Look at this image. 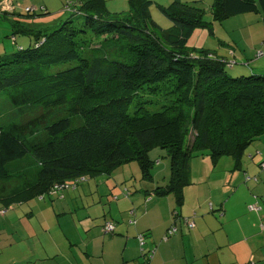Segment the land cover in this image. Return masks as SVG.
<instances>
[{"label":"trees","instance_id":"1","mask_svg":"<svg viewBox=\"0 0 264 264\" xmlns=\"http://www.w3.org/2000/svg\"><path fill=\"white\" fill-rule=\"evenodd\" d=\"M4 2L0 20L12 28L0 39V99L13 114L0 124L1 213L132 161L151 178L155 147L167 149L171 175L147 195L180 200L195 150L230 156L239 169L248 147L264 139V73L254 68L264 39L257 56L243 55L205 20L209 7L214 21L254 14L264 23V0H176L160 6L169 28L154 20L151 0H129L114 15L105 0H66L60 13L67 18L58 22V13L42 26L35 23L46 8ZM21 16L30 24L16 21ZM199 28L216 36V49L188 45ZM221 46L234 61L219 54ZM235 67L251 74L229 75Z\"/></svg>","mask_w":264,"mask_h":264},{"label":"crops","instance_id":"2","mask_svg":"<svg viewBox=\"0 0 264 264\" xmlns=\"http://www.w3.org/2000/svg\"><path fill=\"white\" fill-rule=\"evenodd\" d=\"M19 1L38 2L43 4L39 8H46L49 15L36 25L51 24L57 17L50 15L51 0ZM259 16L231 18L241 17L236 25L245 24L242 28L254 26L248 34L254 48L264 39ZM20 20L30 24L29 18H16ZM231 38L220 39L237 45ZM243 57L239 54L237 59ZM260 154L242 161L239 169L234 160H224V167L214 175L203 162V174L193 173L192 161L190 183L180 200L175 193L148 197L149 191L167 185L171 175L170 166L169 175L167 164L152 159L153 166H158L153 167L151 178H140L136 170L131 177L126 170L122 175L113 171L97 176L100 181L86 178L72 189L12 206V210L30 207L29 221L3 222L11 231L6 229L1 239L0 264H143L148 257L149 264H264V151ZM213 179L217 195L208 197L202 186ZM131 211L136 214L135 224H130ZM38 214L42 219L34 220ZM194 214L191 229L185 219ZM109 222L116 224L113 235L104 231ZM173 225L175 234L165 240Z\"/></svg>","mask_w":264,"mask_h":264},{"label":"rangeland","instance_id":"3","mask_svg":"<svg viewBox=\"0 0 264 264\" xmlns=\"http://www.w3.org/2000/svg\"><path fill=\"white\" fill-rule=\"evenodd\" d=\"M51 1H52V4L49 5V9L51 10L50 15H52V16L55 15V13L57 11V13H56L57 17L55 16L56 18H54L53 21H55L58 18V13H59L61 16L60 19L58 20V22H59L60 20H62V18L66 17V15L64 13H60L61 12L60 10L63 9L64 4L59 3V1H57V0H56V2H55V0H51ZM105 1H106V9L112 15H114L116 13H120L122 11H126L129 7V4H128L129 0H105ZM151 1L153 2L151 10H152L154 20L163 28L171 27V25H172L171 21L167 17H165V15L160 11V6L169 7L176 0H151ZM180 1H189V0H180ZM64 2H66V0ZM205 2L209 6L212 4L213 0H205ZM5 3L7 5H9V2L5 1ZM25 5H28V4L25 3ZM41 5H43V4L38 3V2H32L30 6L40 7ZM22 6L23 5H21V7ZM66 18H64L62 21H64ZM205 20L208 22H214L213 28H214V31L217 32L218 37L229 39V40L232 39L231 37L235 38L237 43H238L237 46H238L239 52L241 54H243V55L246 54L250 57L257 56V53L259 52L258 48H260V45L257 48H254V46H253L254 43L252 42V39L250 38V36H248V34H250V30H251L250 28H253L254 26L242 28L245 26V24L241 23L239 26L236 25V22H239L240 20L242 21L241 17L230 19V20L228 19L227 21L225 20L223 22L214 21L209 7L206 9V12H205ZM11 28L12 27H11V24L9 22H5L3 20H0V39H2ZM257 28L258 27H256V30H257ZM230 35H232V36H230ZM215 37H213L211 35V32L208 29L199 28V29H197V31L194 33V35L189 40L188 45L190 47L199 48V49L200 48L216 49L215 47H217L218 41ZM27 41L28 40H22V43H25ZM220 50H221V52L219 54L221 56L227 57L228 59H230L229 61L233 60V55L231 54V52H229V50H230L229 48H227L225 46H221ZM228 53H230V55ZM196 54H199V52H197ZM231 57H232V59H231ZM250 57H248V59H250ZM257 61H258V63H256ZM257 61L254 62L255 64L253 63L254 68L256 69V73H264V70H263L264 69V57L260 58ZM227 71H228V74L233 76V77H237V76L242 75L240 72H237V71L244 72V75H250L251 74L250 70L247 71V70H244L240 67L228 68ZM4 97L5 96L3 95V96H1V99H0L2 102V105H1L2 109L0 108V116L3 117L0 119V124H7L8 122L12 121V114L13 113H12V110L9 108V106H7V104L3 101ZM193 139H194L193 135H191V136L189 135V141L192 142ZM262 151H264V139L259 141V142H255L250 147H248L242 161L247 162L248 160H251L252 158L253 159L259 158L261 156L260 153ZM149 156H150V159L151 160L153 159L155 162L161 161V162H163L164 165L167 164L168 174L170 175V172H169L170 159L168 158L167 149H163L161 147H155L149 152ZM194 157L195 158L192 160L193 164H195V167H193V173L196 172V174H198V173L203 174L204 166L202 165V162L207 165L210 174L214 175L218 172L219 169L224 167V162H222V161L233 160L230 156H221V157L217 158L216 161H214L215 159H213L210 156L209 152H206V151L200 152V151H196V150L194 152ZM156 165L158 166V164H156ZM139 168H140L139 163L137 161H132L130 163L123 165L122 167L117 168L116 170H114V172H116L115 174H117V175H122L123 170H126V174H129L131 177L132 173H135L134 171L136 170V172L139 173L140 178H143L142 171H140ZM214 168H215V172H214ZM262 169H264V168H262ZM160 177L162 178V176H160ZM86 178L90 179L91 177H86ZM99 178L100 177H97L95 179H92L93 181L92 180L91 181L92 182L100 181ZM251 178L257 180V176H251ZM88 179H86L85 181H87ZM134 180H135V178H134ZM159 181L163 182L165 180H159ZM138 182H139V180H138ZM213 186H214V179L211 182H207L202 186L203 191L206 193V195L208 197H210V194H212V193L214 196L217 195V193H216L217 188L213 187ZM67 189H72V187H69ZM67 189H65V190H67ZM34 200H36V202H37L38 198L33 199L32 201H34ZM25 206H27V205H25ZM25 206H17L13 210H12V208H10V209L6 210V212H4V213L0 212V244L2 243L1 239H5V237H6V235L4 234V231H6V229L8 231H11L6 225H4V223H6L7 225H11L13 222H19V221L28 222L29 221L27 214L31 210H30V207H28L27 210H24ZM208 214H211V212ZM37 218L42 219V215L38 214L34 218V220H37ZM2 257L5 258L6 256H2Z\"/></svg>","mask_w":264,"mask_h":264},{"label":"built area","instance_id":"4","mask_svg":"<svg viewBox=\"0 0 264 264\" xmlns=\"http://www.w3.org/2000/svg\"><path fill=\"white\" fill-rule=\"evenodd\" d=\"M5 1H7V2H9V4H11V0H5ZM4 3H5V2H4ZM4 5H5V7H8V8H9V5H7L6 3H5ZM251 209H253V207H251ZM189 227H190L191 229H193V228L195 227L194 222L189 223ZM114 230H115V227H114L111 223H110V224H109V223L106 224L105 227H104V231H105V233H112V232H114ZM175 232H176V229H171V230L168 232L167 237L165 238V240H168V237L174 235ZM140 241H141V243L143 244L144 240H143L142 237L140 238ZM149 258H150V257H149Z\"/></svg>","mask_w":264,"mask_h":264}]
</instances>
